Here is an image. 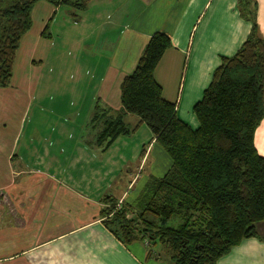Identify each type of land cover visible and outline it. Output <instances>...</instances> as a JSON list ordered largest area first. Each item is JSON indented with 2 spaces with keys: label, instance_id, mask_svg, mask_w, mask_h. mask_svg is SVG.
<instances>
[{
  "label": "crops",
  "instance_id": "1",
  "mask_svg": "<svg viewBox=\"0 0 264 264\" xmlns=\"http://www.w3.org/2000/svg\"><path fill=\"white\" fill-rule=\"evenodd\" d=\"M251 1L257 7L258 33L264 37V0ZM61 9L62 5L36 2L32 25L19 45L27 46L32 57L38 53L49 66L52 73L44 77L46 83L65 73L49 60L54 43L52 32L47 33ZM73 12L64 10L60 24L71 23L74 34L56 39L80 53L71 74L79 88L67 94L64 107L75 118L29 125L23 135H15L14 152L2 154L4 162L16 159L22 169L8 165V172H0L5 178L0 181V264H147L148 259L158 264L153 253L147 258L144 243L124 245L105 227L101 198L131 202L138 194L136 182L163 175L170 158L144 124L103 150L96 142L100 126L86 121L96 103L112 111L120 108L123 76L134 68L149 36L160 31L168 35L171 46L157 63L154 77L162 96L176 103L178 117L197 127L194 103L221 57L232 55L245 40L251 23L240 15L238 0H91L77 12V21ZM98 50L105 56L95 61ZM84 52L90 57L84 58ZM35 126L42 135L34 134ZM254 144L264 156V119L256 128ZM24 173L28 175L19 179ZM132 188L130 197L127 190ZM256 228L264 237V221ZM216 264H264V240L244 239Z\"/></svg>",
  "mask_w": 264,
  "mask_h": 264
},
{
  "label": "trees",
  "instance_id": "2",
  "mask_svg": "<svg viewBox=\"0 0 264 264\" xmlns=\"http://www.w3.org/2000/svg\"><path fill=\"white\" fill-rule=\"evenodd\" d=\"M36 1L0 0V86L11 78ZM44 1L71 7L77 21V12L91 0ZM238 8L251 23L249 34L232 55L221 57L194 103L197 127L178 117L176 103L162 96L154 77L171 46L160 31L149 36L134 68L123 76L120 108L96 103L90 117L92 125L100 126L96 142L103 150L145 124L170 158L165 173L150 175L133 201L117 206L111 196L101 198L105 227L124 245L144 243L147 258L153 253L150 246L159 242L170 264H216L242 240H264L256 228L264 221V156L254 144L264 119V37L258 33L256 3L238 0ZM132 115L134 125L127 122Z\"/></svg>",
  "mask_w": 264,
  "mask_h": 264
},
{
  "label": "rangeland",
  "instance_id": "3",
  "mask_svg": "<svg viewBox=\"0 0 264 264\" xmlns=\"http://www.w3.org/2000/svg\"><path fill=\"white\" fill-rule=\"evenodd\" d=\"M38 1L39 0L36 2ZM70 9L71 7L62 5L59 17L56 19V21L51 23L47 30V33L49 31L52 32L53 35L51 40L52 43H54V50L50 53L49 60L52 64L65 71V73L62 74V78L55 79L53 82L48 81L46 83L44 77L46 74L52 73L49 72V66H47L43 60H41L38 53L36 56L32 57V52H30V49L27 46L26 48L21 46L19 48V52L17 50V57H15L12 75L8 84L6 86H0L1 173L8 172V165L10 167L13 166L15 171L22 169L16 159H13L12 163L10 162L7 164L4 162V155H2L5 154L7 150L11 149L14 152V147H11V145L14 143V138L17 133L18 137L23 135L25 129L28 128L29 125L32 126L35 124L52 123L57 121L59 118L65 119L67 121L70 117L75 118V115L69 116V113L65 111L66 108L64 109V107L67 105V101L69 100L67 99V94L79 88L72 77V75H74L72 69L75 63V58H77L80 53L76 52L72 46L66 48V46L59 45L56 39L58 35L67 36L69 33L74 34V30H72L70 26L71 23H67L65 25L60 24L62 23L60 20L62 17V12H64V10ZM68 19L70 22L69 17ZM72 45H74V43H72ZM58 52H61V55H58ZM89 55V53L87 54V52H84L83 57H90ZM101 56L104 57L105 53H101L99 50L96 51L94 60H99ZM83 90L90 91L87 88H83ZM64 94L66 95L63 97V99L61 96H64ZM135 119L136 117L132 115L129 119L130 124L134 125ZM86 123L92 125L90 124V120H87ZM144 126L149 130L147 125L144 124ZM20 127L22 131H19ZM35 127L37 130L34 131V134L42 135L43 133L40 128L38 129L37 126ZM137 138L138 135L136 136V139ZM21 139L22 138H20V140ZM148 165L149 163L146 164V167ZM3 173L2 176L4 175ZM142 174L144 176L145 172H142ZM25 175L28 174H21L19 179L25 178ZM1 180L5 181V178L3 179L0 176V181ZM146 181L147 180H144V178H141L136 182L135 187L139 189L138 193ZM133 190V188L127 190L130 197L134 194ZM134 199L135 198H133V200ZM169 223L175 225L173 221H170ZM150 249L153 251L154 256L156 254L158 257V264H170L167 249L161 243L156 242L152 244ZM158 255H160V257ZM147 264H151L149 259L147 260Z\"/></svg>",
  "mask_w": 264,
  "mask_h": 264
},
{
  "label": "built area",
  "instance_id": "4",
  "mask_svg": "<svg viewBox=\"0 0 264 264\" xmlns=\"http://www.w3.org/2000/svg\"><path fill=\"white\" fill-rule=\"evenodd\" d=\"M121 203H122V200H119V201L117 202V206H120Z\"/></svg>",
  "mask_w": 264,
  "mask_h": 264
}]
</instances>
